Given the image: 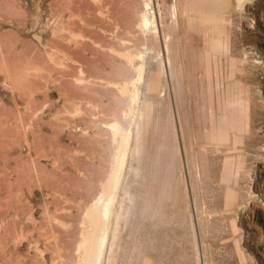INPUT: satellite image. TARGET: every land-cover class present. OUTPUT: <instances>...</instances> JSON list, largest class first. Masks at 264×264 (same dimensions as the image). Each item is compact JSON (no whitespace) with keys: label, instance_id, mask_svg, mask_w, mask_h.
Segmentation results:
<instances>
[{"label":"rangeland","instance_id":"1","mask_svg":"<svg viewBox=\"0 0 264 264\" xmlns=\"http://www.w3.org/2000/svg\"><path fill=\"white\" fill-rule=\"evenodd\" d=\"M152 1L157 39L143 0H0V264L83 261L141 64L137 209L99 264H264V0Z\"/></svg>","mask_w":264,"mask_h":264},{"label":"bare ground","instance_id":"2","mask_svg":"<svg viewBox=\"0 0 264 264\" xmlns=\"http://www.w3.org/2000/svg\"><path fill=\"white\" fill-rule=\"evenodd\" d=\"M243 1V0H242ZM93 2H95L97 5H100V6H103L105 0H93ZM152 0H143V8L141 11H138L139 12V19L137 20V24H136V27L139 29V31L146 35V34H151L152 37H158L157 36V29H156V24H155V10L153 7H152ZM237 2V0H236ZM156 3V2H155ZM242 3V2H241ZM95 4V5H96ZM102 4V5H101ZM158 5V4H157ZM167 5V4H166ZM177 5V1H176V4ZM238 5H239V2H238ZM159 7V5H158ZM157 7V8H158ZM177 7V6H176ZM104 8V7H103ZM172 8V7H170ZM102 9V8H101ZM170 10V9H169ZM161 11V10H160ZM172 12L171 16L172 19H175L176 18V9L175 7L172 8V10H170ZM162 12V11H161ZM178 12V11H177ZM164 13V12H163ZM170 13L167 14V16L169 15V19L171 20V17H170ZM134 14V13H133ZM179 15V14H178ZM158 16H159V10H158ZM157 16V17H158ZM57 17V16H56ZM127 19L129 18L128 15L126 17ZM132 17L130 16V19ZM136 18V17H135ZM162 18L163 15H162ZM161 18V19H162ZM129 19V20H130ZM70 20V19H69ZM157 21V20H156ZM159 21H160V16H159ZM158 21V22H159ZM175 21V20H174ZM176 22V21H175ZM170 23V22H169ZM168 23V24H169ZM173 23V22H172ZM70 24V23H69ZM160 25V24H159ZM157 25V26H159ZM163 25V24H162ZM165 25V24H164ZM163 25V26H164ZM173 25V24H171ZM176 23L174 24V28L176 27L175 26ZM167 26V25H166ZM168 27V26H167ZM169 27H170V24H169ZM165 28V27H164ZM170 29V28H168ZM173 29V27H172ZM159 30V29H158ZM171 30V29H170ZM66 31V30H65ZM175 31V30H174ZM161 33V32H160ZM164 34V33H163ZM162 34V35H163ZM168 35V32L165 33V36L167 37ZM81 35V34H80ZM164 36V35H163ZM154 38V39H155ZM171 38V37H170ZM157 39V38H156ZM162 39V37L160 38V40ZM155 41V40H154ZM159 41V39L157 40ZM156 41V42H157ZM163 41V39H162ZM171 41V40H170ZM161 43V42H160ZM163 43V42H162ZM169 43V42H168ZM170 44V43H169ZM164 44H162L163 46ZM167 45V44H166ZM165 46V45H164ZM163 46V47H164ZM166 47V46H165ZM146 49V48H145ZM169 49V48H168ZM148 50V49H147ZM146 50V51H147ZM153 51V50H152ZM167 51V50H166ZM169 51H172L169 49ZM167 51V52H169ZM55 52V51H54ZM149 52V51H147ZM144 53L143 55L146 56L145 52H142ZM150 53V52H149ZM165 53V51H164ZM170 53V52H169ZM168 53V54H169ZM53 54V53H52ZM56 54V53H55ZM141 54V53H140ZM157 55V53H155ZM160 54H161V51H160ZM171 54V53H170ZM139 55V54H138ZM143 55H140L141 58L143 59ZM54 56V55H53ZM52 56V58H53ZM127 56H130V55H127ZM132 54H131V60H132ZM169 56V55H168ZM140 58V57H139ZM164 58V57H163ZM166 58V56H165ZM252 58V57H251ZM127 59L129 60V58L127 57ZM141 59V60H142ZM155 59V58H154ZM157 59L159 60V58L157 57ZM57 60V59H55ZM60 60V59H59ZM144 60V59H143ZM142 60V61H143ZM61 61V60H60ZM59 61V63H60ZM130 61V60H129ZM157 61V60H156ZM160 61V60H159ZM163 61V60H162ZM162 61H160L162 63ZM166 61H169L168 59H166ZM172 61V60H171ZM245 61V60H244ZM56 63V62H55ZM54 63V64H55ZM78 63V62H77ZM133 63V62H132ZM161 63H158L160 65H162ZM167 63V62H166ZM170 63V62H169ZM57 64V63H56ZM157 64V65H158ZM132 65V64H131ZM134 65V66H133ZM132 66L135 67V64H133ZM158 65L157 68H160L161 69V66ZM143 64L140 65V67L137 69L138 70V75L136 73V76L137 78L132 81V85L130 83H126L124 84V86H122L119 91L121 93V95L123 97H126V101L127 103H129L130 106L133 107L132 110H134V112H131L129 113L130 115H128V124L125 126V129L121 127V125H119L118 122H116V120L114 122H111L108 126L110 127V130H111V136H112V140L115 141L117 144V153L114 154V160H113V168H112V174L107 182V184L104 186V192L101 194V197L97 200V202L95 203L94 207L91 208L88 213H87V220L86 221V224H88V229L86 228V233L85 235L83 236V239H82V242H81V245H80V248L82 251L81 253H83V263L80 262V264H99V259H100V256L101 253H102V248L104 250V243L107 241V237H111L112 239L115 237V234H116V230H117V226L118 224L120 223V221L123 220V223H124V220L127 219L128 221V218L129 215H133L135 212V210L137 209V195L134 193L132 194L128 187H125L123 184H122V178H123V172H124V169L125 167L127 166V155L129 153V151L131 150V155L132 156H135V158H139L140 156V153H141V150L143 149V145L140 141V136H139V133H137L136 135L134 134L135 136V140H134V143L131 144V141L133 136H131V131H130V127H131V124H133V126H135L136 128H138L139 126V121H143L144 119H148L147 118V109L151 110V107H148V104L146 105V102L144 100H141L140 99V96H139V92H138V89L136 88V85L138 82H141V74H142V70H143ZM163 66V65H162ZM83 67V66H82ZM80 67L79 69V74L83 75L84 72H83V68ZM156 68V69H157ZM168 68V67H167ZM146 69V68H145ZM158 70V69H157ZM135 71V70H134ZM136 72V71H135ZM145 72V71H144ZM159 72H161V70H159ZM163 72V71H162ZM78 74V75H79ZM175 74V73H174ZM80 75V76H81ZM85 76V74H84ZM173 77V76H172ZM83 78V79H82ZM80 80H84V77H81L79 78ZM174 79V78H173ZM87 80V79H86ZM126 80V79H125ZM133 80V79H132ZM85 81V80H84ZM82 81V82H84ZM7 84L9 85L10 88L12 89H15L16 88V85L14 84V82L12 80H7L6 81ZM128 82V80H127ZM247 84V83H246ZM253 86V85H252ZM136 89V91L132 92L131 90L132 89ZM163 92V91H162ZM145 97V96H144ZM143 99V98H142ZM141 100V101H140ZM128 106V105H127ZM127 114V113H126ZM117 115V114H116ZM169 115V114H168ZM167 115V117H169ZM157 118V116H156ZM259 118V117H258ZM167 119V118H166ZM172 120V118H171ZM170 121V120H169ZM160 123V121H158ZM165 122H167L165 120ZM156 124V122H155ZM166 126H167V123H165ZM161 125V124H159ZM157 125V126H159ZM156 126V127H157ZM140 127V126H139ZM164 129H165V125L163 126ZM169 127V126H168ZM167 128V127H166ZM173 128V127H172ZM138 130V129H137ZM166 130V129H165ZM136 132V131H135ZM173 136V135H172ZM174 140V139H173ZM163 144L164 146V143L161 142V145ZM160 145L159 143L157 144V146ZM160 145V146H161ZM159 146V149L161 150V147ZM165 148V147H164ZM170 151V150H169ZM158 152V151H157ZM161 154V153H159ZM158 154V156H159ZM157 155V154H156ZM155 155V156H156ZM161 156V155H160ZM165 157V156H164ZM130 159V158H129ZM159 159V157H158ZM174 159V158H173ZM156 160V159H155ZM166 161V160H165ZM260 161V160H259ZM156 162V161H155ZM154 162V163H155ZM168 162V161H167ZM166 162V163H167ZM136 163V162H135ZM158 163V160L157 162ZM155 163V164H156ZM170 164V163H169ZM157 165V164H156ZM159 165V164H158ZM168 165V164H167ZM150 166V165H149ZM151 167V166H150ZM157 167V166H156ZM160 167V166H159ZM168 167V171H169V166ZM128 168L135 174H138V168H132L130 166V164L128 165ZM128 169V170H129ZM155 169V168H154ZM158 169V168H157ZM156 169V170H157ZM165 172V171H164ZM167 173V172H166ZM136 176V175H135ZM165 178V177H164ZM137 183V182H136ZM134 185V184H133ZM163 185V183H162ZM163 197V196H162ZM155 199V198H154ZM153 201V200H152ZM150 202V201H149ZM155 207V206H154ZM151 208V207H150ZM146 209V207H145ZM149 209V207H148ZM154 211V210H153ZM137 212V211H136ZM149 212V211H148ZM142 213V211H141ZM154 213V212H152ZM132 217V216H131ZM149 217V216H148ZM150 219V218H149ZM160 219V218H159ZM157 219V220H159ZM87 227V226H86ZM125 227V226H124ZM109 237V238H110ZM110 238V239H111ZM111 239V240H112ZM113 245V244H112ZM110 249V248H109ZM79 251V252H80ZM126 251V250H125ZM104 252V251H103ZM82 255V254H81ZM110 259V258H109ZM103 260V258H102ZM107 260V259H106ZM113 263V262H112ZM102 264V263H101ZM108 264V263H107Z\"/></svg>","mask_w":264,"mask_h":264}]
</instances>
